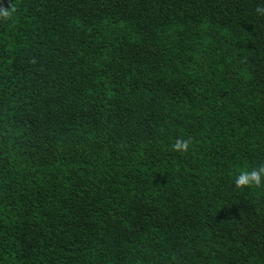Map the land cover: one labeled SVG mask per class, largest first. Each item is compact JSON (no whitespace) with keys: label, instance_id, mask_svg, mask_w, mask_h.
Wrapping results in <instances>:
<instances>
[{"label":"trees","instance_id":"obj_1","mask_svg":"<svg viewBox=\"0 0 264 264\" xmlns=\"http://www.w3.org/2000/svg\"><path fill=\"white\" fill-rule=\"evenodd\" d=\"M262 2L0 0V264H264Z\"/></svg>","mask_w":264,"mask_h":264},{"label":"clouds","instance_id":"obj_2","mask_svg":"<svg viewBox=\"0 0 264 264\" xmlns=\"http://www.w3.org/2000/svg\"><path fill=\"white\" fill-rule=\"evenodd\" d=\"M255 12L258 16H264V2L256 6ZM7 15L6 10L0 9V17ZM191 143V138H177L172 147L174 151L184 153L189 150ZM234 186L241 191L264 187V164L256 168L241 170L234 178Z\"/></svg>","mask_w":264,"mask_h":264}]
</instances>
